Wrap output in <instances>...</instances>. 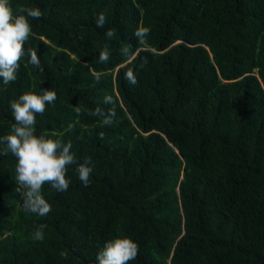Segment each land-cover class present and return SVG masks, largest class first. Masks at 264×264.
<instances>
[{
    "label": "trees",
    "instance_id": "16d2710c",
    "mask_svg": "<svg viewBox=\"0 0 264 264\" xmlns=\"http://www.w3.org/2000/svg\"><path fill=\"white\" fill-rule=\"evenodd\" d=\"M9 2L42 12L25 43L40 66L26 56L14 82L0 79V136L15 122L11 100L55 91L36 133L71 142L92 172L87 187L75 165L67 191L45 184L52 210L38 217L16 192V158L0 155V264H97L118 235L139 246L129 264H264V0ZM139 26L150 28L143 47ZM96 107L115 110L113 125L88 114Z\"/></svg>",
    "mask_w": 264,
    "mask_h": 264
},
{
    "label": "clouds",
    "instance_id": "9594fccd",
    "mask_svg": "<svg viewBox=\"0 0 264 264\" xmlns=\"http://www.w3.org/2000/svg\"><path fill=\"white\" fill-rule=\"evenodd\" d=\"M42 12L38 7L17 5L15 10L9 0H0V79L4 85H8L17 79V72L20 68L22 58H28V63L39 68L40 61L36 52L31 48H25V43L32 35L30 19H40ZM106 15L101 12L95 17L96 26L103 28L106 23ZM110 40L115 32L109 29L105 33ZM140 46L148 44L150 28L139 26L134 31ZM121 55L131 59L132 50L128 47L121 48ZM110 60V52L105 46L99 54L98 63L104 64ZM97 81L100 80V73H93ZM124 78L129 85H137L135 72L128 68ZM55 91L41 89L37 94L33 91H26L18 99L10 101V109L14 117V123L10 131L0 136V155L11 154L16 158L15 180L18 187L16 192L20 195L22 207L25 212L35 214L38 217L47 216L51 210V204L42 195V188L49 184L57 192H65L69 187V179L66 178L70 166L75 165V172L78 173L80 182L87 187L90 183V157H85L79 162L72 153L71 142L64 143L59 139H52L46 135H37L36 116L43 115L46 104L56 101ZM104 104H113L115 101L111 95H105ZM77 115L85 109L79 106L74 108ZM90 116L100 117L102 126H111L115 122L116 112L109 108L105 111L96 107L88 112ZM74 124L68 125L71 131ZM101 139L104 133L99 134ZM45 224L34 226L33 239L43 241ZM139 246L131 238L116 236L107 240L97 253V264H129L138 256ZM60 255L67 259V254Z\"/></svg>",
    "mask_w": 264,
    "mask_h": 264
}]
</instances>
